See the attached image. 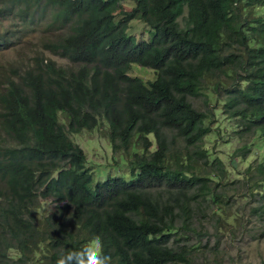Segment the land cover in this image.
Returning <instances> with one entry per match:
<instances>
[{
  "label": "trees",
  "instance_id": "trees-1",
  "mask_svg": "<svg viewBox=\"0 0 264 264\" xmlns=\"http://www.w3.org/2000/svg\"><path fill=\"white\" fill-rule=\"evenodd\" d=\"M135 20L151 28L148 41L131 33ZM37 29L41 52L30 58V43L0 65V136L10 140L0 145V264H56L95 235L111 264H208L221 245L217 235L210 255V239L201 245L199 199L219 230L224 189H245L264 223V0H0V54ZM132 65L158 76L146 83ZM218 112L237 125L231 156L263 151L235 181L205 146L224 138ZM97 129L128 175L99 180L89 167L71 135ZM45 201L54 208L41 218Z\"/></svg>",
  "mask_w": 264,
  "mask_h": 264
},
{
  "label": "rangeland",
  "instance_id": "rangeland-1",
  "mask_svg": "<svg viewBox=\"0 0 264 264\" xmlns=\"http://www.w3.org/2000/svg\"><path fill=\"white\" fill-rule=\"evenodd\" d=\"M124 10H131L133 4L131 2H126L122 4ZM5 28L10 29V22L5 23ZM129 29L131 33L135 35L138 41H148L151 37V28L139 21L135 20L130 24ZM42 29H37L30 34L21 36L18 44L12 47L11 50L5 51L0 54V65H5L8 62H13L20 60L19 52L22 47H27L28 44L32 43L31 52H26L30 55V58L35 56L36 52H41L43 48L40 45V37L42 36ZM17 39V38H16ZM45 58H50L57 61L59 64L66 66L67 61L62 60L59 57L53 56L49 52L44 54ZM130 76L138 77L144 82H150L157 78L158 74L156 71L141 67L139 65H132L130 70ZM189 100L195 105L196 108L200 110L205 109V103L203 98ZM218 125L226 131L223 135L224 138L216 139L215 136H210L205 141V146L211 150L213 153H217L221 160L225 163L227 168L230 169V181H235L241 179L240 172L245 170L250 163L255 162L257 159L262 157L261 150H255L246 161H242L240 158L231 156L237 147L240 146V142L236 139H229V134L235 128H237L235 121H229L225 116L218 112ZM213 125L212 127H216ZM71 138L76 144H78L86 153L87 159L89 161V167L94 169L97 167L102 174L97 176L99 180L110 177H119L122 174H129V168L120 165L121 161L119 158L125 162L122 155L117 157L118 162L116 163L112 158L111 145L108 138H106L104 130H94V131H83L79 135H71ZM10 142L6 135L0 136V145H7ZM121 167V168H120ZM234 185H229V188H234ZM222 196H224V203L228 204V208L223 209L224 215H222V220H225V226L216 230L214 227L212 218V210L208 209V202H204L201 197L199 201L202 203V207L205 209L204 216L199 217L200 223H204L206 229H208V235L202 237L201 245H205L207 240L210 239L208 247H205V253L210 255L214 252L213 246L216 243V235L219 237L221 249L219 251V257L214 260L211 255L208 264H264V223H261L256 215L250 213L251 206L258 205L257 200L249 199L244 197L245 189H239L236 191L221 190ZM214 195L216 193L214 192ZM246 204L247 216H244V211H242V206ZM54 204L52 202H42L36 213L39 217H45L49 211L53 210ZM204 218V219H203ZM249 218V220H247ZM199 222V221H198ZM14 256H18L19 252H11ZM197 254V253H196ZM198 259V258H197ZM197 264H205L199 259Z\"/></svg>",
  "mask_w": 264,
  "mask_h": 264
},
{
  "label": "clouds",
  "instance_id": "clouds-1",
  "mask_svg": "<svg viewBox=\"0 0 264 264\" xmlns=\"http://www.w3.org/2000/svg\"><path fill=\"white\" fill-rule=\"evenodd\" d=\"M56 264H111V257L104 252L102 238L93 236L79 250H66Z\"/></svg>",
  "mask_w": 264,
  "mask_h": 264
}]
</instances>
